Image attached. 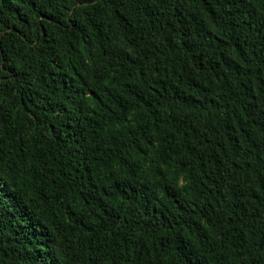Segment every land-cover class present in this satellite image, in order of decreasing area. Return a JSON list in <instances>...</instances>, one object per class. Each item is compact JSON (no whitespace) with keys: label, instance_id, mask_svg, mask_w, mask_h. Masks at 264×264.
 <instances>
[{"label":"trees","instance_id":"16d2710c","mask_svg":"<svg viewBox=\"0 0 264 264\" xmlns=\"http://www.w3.org/2000/svg\"><path fill=\"white\" fill-rule=\"evenodd\" d=\"M0 264H264V0H0Z\"/></svg>","mask_w":264,"mask_h":264}]
</instances>
